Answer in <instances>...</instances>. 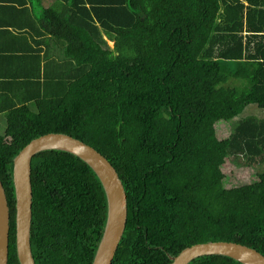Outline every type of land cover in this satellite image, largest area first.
<instances>
[{
	"label": "trees",
	"instance_id": "obj_1",
	"mask_svg": "<svg viewBox=\"0 0 264 264\" xmlns=\"http://www.w3.org/2000/svg\"><path fill=\"white\" fill-rule=\"evenodd\" d=\"M42 15L61 59L47 62L40 94L0 108L8 264H20L13 159L48 132L93 146L122 181L127 220L111 264H170L217 240L264 255V167L241 185L223 170L228 160L264 162V116L237 118L249 105L264 111V0H49ZM234 118L220 140L215 123ZM31 186L35 264H92L108 214L97 174L49 149L31 160ZM188 264L243 263L204 255Z\"/></svg>",
	"mask_w": 264,
	"mask_h": 264
},
{
	"label": "water",
	"instance_id": "obj_2",
	"mask_svg": "<svg viewBox=\"0 0 264 264\" xmlns=\"http://www.w3.org/2000/svg\"><path fill=\"white\" fill-rule=\"evenodd\" d=\"M59 149L85 161L97 174L107 196L108 214L104 233L92 264H111L127 220V199L122 181L110 161L93 146L69 134L48 132L30 140L14 157L12 179L15 194L16 252L20 264H35L30 243L32 186L31 160L37 153ZM10 208L0 180V264H8ZM204 255H226L243 264H264L257 249L234 241H208L183 248L170 264H188Z\"/></svg>",
	"mask_w": 264,
	"mask_h": 264
},
{
	"label": "crops",
	"instance_id": "obj_3",
	"mask_svg": "<svg viewBox=\"0 0 264 264\" xmlns=\"http://www.w3.org/2000/svg\"><path fill=\"white\" fill-rule=\"evenodd\" d=\"M48 3L0 0V108L10 105L12 99L40 94L47 62L55 64L61 59L62 41L47 31L42 15ZM242 114L263 117L264 111L249 105ZM3 118L0 113V121Z\"/></svg>",
	"mask_w": 264,
	"mask_h": 264
},
{
	"label": "rangeland",
	"instance_id": "obj_4",
	"mask_svg": "<svg viewBox=\"0 0 264 264\" xmlns=\"http://www.w3.org/2000/svg\"><path fill=\"white\" fill-rule=\"evenodd\" d=\"M108 42L110 46L113 45L112 41H108ZM243 116L244 115L241 114L237 118ZM237 118H234L231 121H217L215 123L216 134L220 140L226 138L229 135L231 131V126L234 123V121H236ZM0 122L2 123L0 125V132H3L5 129V121L4 119H1ZM263 167H264V162L258 163L257 166L255 167H251V166L245 167L241 165H235L233 162L228 160L224 165L223 170L226 173L225 175L229 180L235 182L238 185H241V184H247L257 181L258 180L257 172L260 171Z\"/></svg>",
	"mask_w": 264,
	"mask_h": 264
}]
</instances>
